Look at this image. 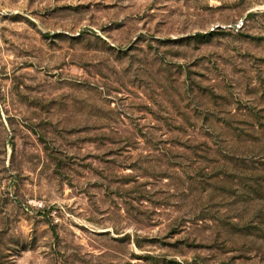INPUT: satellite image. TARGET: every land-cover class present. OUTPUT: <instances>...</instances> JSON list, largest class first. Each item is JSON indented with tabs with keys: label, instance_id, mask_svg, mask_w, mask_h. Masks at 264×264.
I'll return each instance as SVG.
<instances>
[{
	"label": "rangeland",
	"instance_id": "374dc122",
	"mask_svg": "<svg viewBox=\"0 0 264 264\" xmlns=\"http://www.w3.org/2000/svg\"><path fill=\"white\" fill-rule=\"evenodd\" d=\"M0 264H264V0H0Z\"/></svg>",
	"mask_w": 264,
	"mask_h": 264
},
{
	"label": "built area",
	"instance_id": "2783aa9c",
	"mask_svg": "<svg viewBox=\"0 0 264 264\" xmlns=\"http://www.w3.org/2000/svg\"><path fill=\"white\" fill-rule=\"evenodd\" d=\"M216 28H219V27L217 26ZM214 29H215V28H214ZM214 29H213V30H214Z\"/></svg>",
	"mask_w": 264,
	"mask_h": 264
}]
</instances>
